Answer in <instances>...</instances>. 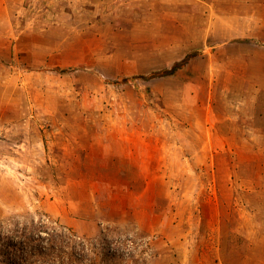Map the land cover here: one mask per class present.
<instances>
[{"label":"rangeland","instance_id":"obj_1","mask_svg":"<svg viewBox=\"0 0 264 264\" xmlns=\"http://www.w3.org/2000/svg\"><path fill=\"white\" fill-rule=\"evenodd\" d=\"M45 215L87 264H264V0H0V229Z\"/></svg>","mask_w":264,"mask_h":264},{"label":"trees","instance_id":"obj_2","mask_svg":"<svg viewBox=\"0 0 264 264\" xmlns=\"http://www.w3.org/2000/svg\"><path fill=\"white\" fill-rule=\"evenodd\" d=\"M173 67L165 75H172ZM90 242L48 216L0 229V261L4 264H87Z\"/></svg>","mask_w":264,"mask_h":264},{"label":"crops","instance_id":"obj_3","mask_svg":"<svg viewBox=\"0 0 264 264\" xmlns=\"http://www.w3.org/2000/svg\"><path fill=\"white\" fill-rule=\"evenodd\" d=\"M254 42L253 43H255V44H257V41L256 40H253ZM169 76V75H168Z\"/></svg>","mask_w":264,"mask_h":264}]
</instances>
